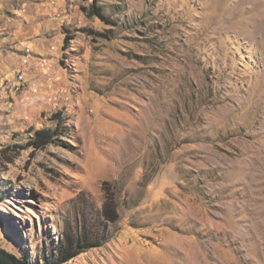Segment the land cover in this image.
Returning <instances> with one entry per match:
<instances>
[{"label":"rangeland","instance_id":"1","mask_svg":"<svg viewBox=\"0 0 264 264\" xmlns=\"http://www.w3.org/2000/svg\"><path fill=\"white\" fill-rule=\"evenodd\" d=\"M0 188L30 262L264 264V0H0Z\"/></svg>","mask_w":264,"mask_h":264},{"label":"trees","instance_id":"2","mask_svg":"<svg viewBox=\"0 0 264 264\" xmlns=\"http://www.w3.org/2000/svg\"><path fill=\"white\" fill-rule=\"evenodd\" d=\"M93 14L101 19L102 21L112 24L111 21L103 13V9L96 7L95 3L92 5ZM59 122V120L57 119ZM57 130L50 128H43L36 130L32 136L27 140V146L33 148V150L44 149L47 145L55 144ZM7 162H11L8 159ZM6 195L2 192L0 188V199L5 198ZM103 221L106 223H114L117 221L118 214L115 212L114 207L110 202L106 201L104 203L103 209ZM98 231L89 228L86 230H79L78 234L71 235H59V240L57 242L52 241L51 251L47 256L44 255L43 264H65L72 260L73 258L79 256L80 254L90 250L101 247L105 240H97ZM0 264H41L38 259L30 262L26 256H18L11 253L5 249H0Z\"/></svg>","mask_w":264,"mask_h":264}]
</instances>
